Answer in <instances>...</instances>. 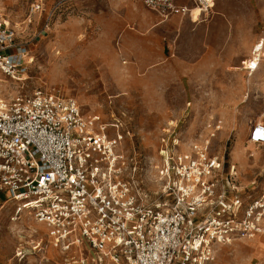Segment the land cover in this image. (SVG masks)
<instances>
[{"label": "rangeland", "instance_id": "374dc122", "mask_svg": "<svg viewBox=\"0 0 264 264\" xmlns=\"http://www.w3.org/2000/svg\"><path fill=\"white\" fill-rule=\"evenodd\" d=\"M0 20L33 58L24 82L0 83L2 95L48 90L76 99L85 116L118 124L149 201L161 195L155 165L175 138L180 151L209 139L225 171L236 167L243 194L264 190V145L250 140L253 125L264 123V0H215L201 16L168 19L141 0H0ZM15 212L0 203V264H61L46 227ZM31 241L42 242L41 250L19 262L17 248ZM262 262L264 235L221 246L214 264Z\"/></svg>", "mask_w": 264, "mask_h": 264}, {"label": "built area", "instance_id": "2783aa9c", "mask_svg": "<svg viewBox=\"0 0 264 264\" xmlns=\"http://www.w3.org/2000/svg\"><path fill=\"white\" fill-rule=\"evenodd\" d=\"M141 1L164 19L196 7L207 13L215 3ZM29 57V47L0 20V83L24 82ZM124 139L118 124L85 116L74 98L48 90L10 98L0 92V193L17 216L27 212L46 227L64 264H214L221 246L264 235V190L243 194L236 167L225 171L209 139L180 151L175 138L163 149L155 165L163 189L154 201L136 184ZM250 140L264 145L263 122L253 125Z\"/></svg>", "mask_w": 264, "mask_h": 264}, {"label": "crops", "instance_id": "0c3cea01", "mask_svg": "<svg viewBox=\"0 0 264 264\" xmlns=\"http://www.w3.org/2000/svg\"><path fill=\"white\" fill-rule=\"evenodd\" d=\"M3 193H0V195H2ZM8 203V202H6V198L5 199H2V200H0V203ZM12 205H13V203H12ZM14 206V205H13ZM261 236H263V235H261ZM260 237V236H259ZM258 238V237H257ZM39 242H35V241H31V243L30 242H24V244H26L28 247L27 248H25L24 246H22V245H20L19 246V248H17V250L18 249H22L23 251H24V254H23V256H21V257H17L16 256V254H15V259H17L19 262H21V261H23V260H25V259H27L28 258V256H30V254H32L33 252H37V251H40L41 249H36V250H34V248H35V246L38 244ZM53 249V248H52ZM53 250H55V249H53ZM56 251V250H55ZM17 252V251H16ZM59 254V253H58ZM61 258V257H60ZM47 261H49L48 259H47ZM61 261H62V263L61 264H64V262H63V258H61ZM55 264V263H54ZM59 264V263H58Z\"/></svg>", "mask_w": 264, "mask_h": 264}, {"label": "bare ground", "instance_id": "6f19581e", "mask_svg": "<svg viewBox=\"0 0 264 264\" xmlns=\"http://www.w3.org/2000/svg\"><path fill=\"white\" fill-rule=\"evenodd\" d=\"M198 14V15H202V10L199 7H196L194 10H192V13ZM191 18H192V14H191ZM263 41V40H262ZM262 43L258 44L255 49H254V54H253V59L250 60L249 64L251 67L254 68V70H252L251 72L254 73L257 70V67L259 65V61L261 59V50H262ZM33 62V59H32Z\"/></svg>", "mask_w": 264, "mask_h": 264}]
</instances>
